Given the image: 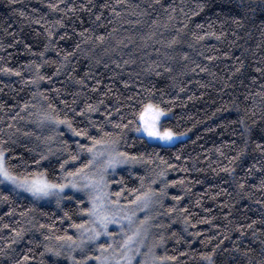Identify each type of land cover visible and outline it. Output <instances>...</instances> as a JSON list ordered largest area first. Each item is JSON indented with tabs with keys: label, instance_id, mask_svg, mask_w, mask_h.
Instances as JSON below:
<instances>
[{
	"label": "trees",
	"instance_id": "obj_1",
	"mask_svg": "<svg viewBox=\"0 0 264 264\" xmlns=\"http://www.w3.org/2000/svg\"><path fill=\"white\" fill-rule=\"evenodd\" d=\"M148 102L188 138L138 135ZM102 144L137 158L123 155L133 165L110 177L109 194L123 215L149 201L152 255L177 257L157 263L208 264L215 249V264H262L264 0H0L9 171L63 183L90 163L81 145ZM88 209L86 196L42 204L0 184V264H73L66 237L78 240Z\"/></svg>",
	"mask_w": 264,
	"mask_h": 264
},
{
	"label": "rangeland",
	"instance_id": "obj_2",
	"mask_svg": "<svg viewBox=\"0 0 264 264\" xmlns=\"http://www.w3.org/2000/svg\"><path fill=\"white\" fill-rule=\"evenodd\" d=\"M169 117L170 114L166 113L162 117V122ZM135 132L148 139L151 143L163 146L174 145L188 138L187 134H178L172 141L165 142L160 139L149 138L146 133H139L136 130ZM132 165V162L125 159L115 145L102 144L92 148V151H90V163L85 169H82L74 176H68L64 180L63 183L68 186L64 188L61 195L53 194L51 196L37 197L24 189L16 188L9 182H5L3 185L18 194L28 196L42 204L61 205L63 202L72 199L73 195L88 197L90 209L95 204L99 215L108 217L107 232L102 231L103 225L100 223L98 217L89 212L88 222L79 231L77 242L83 236L88 249H92L95 257L101 255L99 245H111L112 247L104 249V257L107 258L106 264H127L125 260L121 259L123 242L128 236H131L133 232L138 230L139 235L133 237V264H145V261L147 264H160L156 262L154 255H152L154 247L151 243L149 227L152 207L149 201L144 199L140 204L135 206L136 215L130 212L129 215H123L122 213L126 212L125 209L115 204L109 194L110 177L123 169H128ZM73 181L80 185V187H72L71 183ZM119 216L125 220H122ZM89 230H100L102 234L94 241L88 240L87 237L93 234ZM107 233H112L113 235L109 236ZM68 245L66 246L67 249L69 248ZM69 249V251L72 250L71 254H69L70 257L72 255H79L81 257L79 248H75L74 250ZM68 250L67 252H69ZM92 261H94V264H100L95 259H92Z\"/></svg>",
	"mask_w": 264,
	"mask_h": 264
},
{
	"label": "snow or ice",
	"instance_id": "obj_3",
	"mask_svg": "<svg viewBox=\"0 0 264 264\" xmlns=\"http://www.w3.org/2000/svg\"><path fill=\"white\" fill-rule=\"evenodd\" d=\"M206 6V4L202 3L197 5L198 8L201 10ZM55 7V5H53ZM196 13L194 12L193 15ZM103 39V37H101ZM6 71L11 72L13 69H6ZM18 74V73H17ZM96 109L93 108L92 105L88 106V111H95ZM166 109L164 107H161L159 104H154L152 102H148L143 105L142 110L138 112V120L139 123L136 125V131L139 133H146L147 137L149 138H155L160 139L165 142L172 141L178 134L174 132L170 127H165L162 125V117L166 114ZM61 123H67L68 128L75 132L77 135L87 136V131L83 130H77L72 127V124L70 121H61ZM116 127H121V125L117 124ZM123 127H127V125H123ZM89 139L95 140L96 143H100L101 141L96 140L95 137L89 136ZM82 148H87L88 151H92V148H89L87 145H81ZM257 147H260L262 151H264V146L257 145ZM95 155V153H94ZM124 156L128 157L130 160L137 159L134 156H129L128 153H124ZM76 157H73L75 159ZM41 159H44L43 156H41ZM38 163L39 161H35ZM127 162V161H123ZM110 163H112L110 161ZM63 167V165H61ZM79 171V170H78ZM47 170H45V173H37L35 178H32L29 176H19L15 175L12 172L9 171V168L6 166L5 163V151L0 148V184H4L5 182H9L12 185H14L16 188L24 189L27 192H30L33 196L37 197H44V196H51L53 194L61 195L63 193V190L65 187H67V184L64 183H55L49 179H47L46 176ZM70 176L76 175V173H68ZM71 186L74 188L80 187V185L76 184L74 181L71 183ZM59 190V191H56ZM4 199H7V197H4ZM139 199V198H138ZM176 199H179V197H176ZM89 212H91L94 216H97L100 220V223L103 225V232H107V224H108V217L107 216H101L99 215L96 206L94 204V207L92 209H88ZM77 227H81L77 225ZM92 231L93 234L89 237H87L88 240H96L102 232L100 230H89ZM109 236H112V233H107ZM19 235V233H18ZM139 235V231L133 232L131 236H128L122 246V256L121 259L125 260L127 264H133L134 256L132 255L133 249L132 244L134 243L133 237ZM59 239H65V237H60ZM68 241L71 243L68 245L69 248L75 249L79 248L81 252V257L79 260H77V257L75 255L71 256V259L73 261V264H88L89 260L95 259L96 261H99L100 264H106L107 258L104 257V249L112 247L111 245H99V248L101 250V255L92 257L90 250L88 249L85 239L83 236L77 242L73 239V237L68 236L66 237ZM218 247V246H217ZM46 250L49 252L54 253L57 257L62 255L61 251H57L55 248H49L47 245L45 246ZM204 259L208 261V264H215V261L212 259V257L215 255V249H213L212 253H204L202 254ZM25 260L29 259V257L25 256ZM154 259H159L161 261L163 260H173L175 261L177 257L175 256H167L165 254L164 256H157ZM145 264L147 262L145 261ZM264 264V262H262Z\"/></svg>",
	"mask_w": 264,
	"mask_h": 264
}]
</instances>
